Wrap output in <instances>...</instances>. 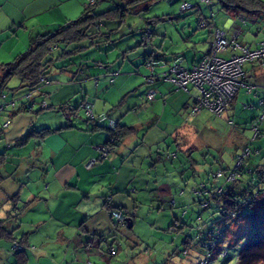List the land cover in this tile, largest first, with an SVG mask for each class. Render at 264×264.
Listing matches in <instances>:
<instances>
[{"label":"rangeland","instance_id":"rangeland-1","mask_svg":"<svg viewBox=\"0 0 264 264\" xmlns=\"http://www.w3.org/2000/svg\"><path fill=\"white\" fill-rule=\"evenodd\" d=\"M183 2L195 5L196 9L182 13L180 8ZM113 7L109 0H99L94 12L101 14ZM139 9L142 10L138 14H129L124 21L99 22L97 25L100 27H91L83 41L59 45L47 58L52 60L47 69V79L52 86L83 84L84 89L92 95L89 100L96 101L94 112L97 115L111 112V118L115 121L136 128V133L128 138L132 151L135 150L129 161L136 163L137 169H132V187L125 193L130 200L127 202L129 212L126 214L125 211L124 216V219L133 216V228L118 225L116 215L112 224L113 237L109 238L114 255L109 253V244L105 242L99 250L97 241L92 251L83 248L81 257L73 248L70 249L69 259L78 264H201L205 261L201 241L208 227L214 226L220 243L207 257V264H238L241 251L253 239L260 241L259 245L264 244V183L255 181L253 186V191L259 193V199L252 209H258L263 220L252 226L248 225L247 220L218 225L222 221L218 206L214 202L210 209L203 210L196 192L208 180L215 184L223 182L225 177L214 180L211 173L228 167L233 169L247 147L253 152L247 159L248 164L254 167L264 160V137L252 141L253 132L246 124L251 111H240L241 104L252 101L259 118L258 99L245 94L244 88H241L236 101L239 109L235 116L232 115V106H229L222 117L203 110L197 116L188 118L182 99L166 98L163 101L161 98L162 94L169 97L178 92L189 96L186 91H178L162 82L149 86L146 76L150 71L145 69L143 63L144 57L150 53L166 56L186 53L191 57L193 46L206 50L209 28H198L200 14L208 17L214 13V21L219 28H224V24L232 19L240 34L239 41L254 48L264 41V15L228 12L216 0L209 6L202 4L201 0H182L175 4L168 0H153ZM82 12L74 14L72 21L77 20ZM149 30L154 35L149 43L143 42ZM14 44V41H6L3 56ZM29 47L30 44L24 46L25 50L21 53ZM78 47H82L83 51L71 56L63 55ZM220 56L229 58L231 52ZM12 61L14 58L2 60L0 64ZM168 68V65L159 66L156 71L163 72ZM109 72L119 73L114 82L107 76ZM18 80V77H13L4 89L8 98L18 99L25 92ZM151 89L160 92L155 101L147 98ZM65 90L72 91L71 88ZM189 90L193 102L196 90L192 87ZM81 95L79 88L74 96L79 99ZM78 99L74 100L72 107H77ZM38 107L39 103L34 109ZM52 114L58 116V113ZM80 116L72 118V122L78 125L86 118L84 110H80ZM231 121L234 125L229 123ZM260 127L264 134V121ZM256 151L259 153L256 154ZM240 179L246 183L251 176L245 174ZM2 210L4 212V202L0 196V216L3 215ZM45 230L54 233L52 225H47ZM14 233L20 237V231L15 230ZM187 238L189 245L185 244ZM13 241L19 240L0 239V264H17V257L12 252ZM49 247L50 244L47 250ZM257 248L264 254V246ZM225 250L227 256L219 257ZM56 252L55 258L61 262L67 251L58 247ZM258 264H264V261Z\"/></svg>","mask_w":264,"mask_h":264},{"label":"crops","instance_id":"crops-1","mask_svg":"<svg viewBox=\"0 0 264 264\" xmlns=\"http://www.w3.org/2000/svg\"><path fill=\"white\" fill-rule=\"evenodd\" d=\"M89 1L0 0V60L15 59L25 50L23 47L31 44L34 38L71 21L74 14L85 10ZM201 18H207L210 21L211 16L200 14L199 19ZM223 27L218 28L225 31L228 36L238 32L232 19H229ZM208 28L209 45L206 50L193 46L191 57L186 53L158 55L163 56L160 62L164 61L165 64L170 65L180 56L184 66L191 67L196 59L209 51L213 29L210 26L206 29ZM6 41H14L15 44L3 56L2 51ZM2 65L3 63L0 67ZM144 67L148 70L146 65ZM247 67V80L259 85L263 84L264 68H260L257 64H249ZM111 74H116L111 79L114 82L119 73L109 72L107 76L110 77ZM18 81L22 85V81ZM20 88H23L25 92L18 99L8 98L5 95L7 100H17L18 109L22 107L23 111L14 115L15 109H8L0 115V156H5V163L0 167L4 176V181L0 185V196L4 202V212L2 210L0 222L13 233V239L20 240L21 237L26 236L27 264H78L75 260L69 259V250L73 248L81 257L83 248L92 251L97 241H99V250L104 242L111 248L109 240L103 241L101 237L106 239L112 233L113 220L118 212L121 211L124 216H126L125 211L126 214L129 212L127 202L130 198L125 193L132 187L131 172L132 169H137V166L136 163L129 161L135 150L132 151L128 138L136 133V128L127 125L135 130L111 153L112 157L108 156L107 159L98 161L88 169L86 164L91 159L99 157L96 147L107 142L109 133L105 129L92 130L93 125L87 122L85 117L76 125L72 122L73 117H66L58 108L64 104L72 107L74 100L78 99V96L74 95L79 92V88L82 95L78 99L77 107L83 98L91 97V93L84 89L83 84L54 87L52 83H49L46 86L43 85L42 89H38L32 97L34 105L45 101L48 108L38 107L31 111L32 101L27 97L30 90L22 86ZM69 88L72 89L71 92L65 90ZM243 90L245 94L254 95L258 99L259 106V99L264 95L263 91L260 88L251 93H248L245 88ZM240 91L241 89L229 105L234 110L233 116L239 109V103L236 101ZM15 92L16 90L13 91ZM189 92H186L189 96L178 92L169 97L162 94L161 98L163 101L166 98L182 99L187 117L192 118L189 116L192 105ZM95 104L96 101H94V108ZM240 109V111H251L246 121L250 127L251 122L258 117L255 112L257 108L252 101H249L241 104ZM258 111L261 113L260 106ZM52 113H58V116ZM105 114L111 116V112ZM80 117L79 111L77 118ZM7 119L11 120V124L5 127ZM64 126L70 128L51 133L44 139L33 138L25 146L16 145L18 140L32 131L38 132L46 128L57 129ZM261 164H264V160ZM227 170H230V167L223 171ZM244 184L242 182L243 186ZM246 184H248L247 188H252L250 192H254L255 182L248 179ZM16 194H19L18 212L13 209L10 201V198ZM47 225L53 226L54 233L45 232ZM15 230L20 231V237L16 236ZM49 244L50 247L47 250ZM58 247L62 251H67L61 262L55 258Z\"/></svg>","mask_w":264,"mask_h":264},{"label":"trees","instance_id":"trees-1","mask_svg":"<svg viewBox=\"0 0 264 264\" xmlns=\"http://www.w3.org/2000/svg\"><path fill=\"white\" fill-rule=\"evenodd\" d=\"M114 7L104 13L96 14L94 12L95 7L98 5L99 0H96L94 5L86 6L85 10L82 12L81 16L74 21H68L66 24L59 26L55 30L47 33H43L34 38L30 44V47L24 53L19 54L14 61L10 63L3 64L0 67V99L2 95H5L4 89L6 88L8 82L13 77H18L22 81V87L29 88L30 91H38V89H42L44 83L41 82V77L47 78L48 66L52 63L51 59H47L51 54L54 48L59 47V45H71L75 43H79L83 41L86 37H88V31L91 27L97 25L101 21H124V19L129 14H138L140 12V6L145 4H150L153 0H109ZM224 10L236 11V12H247L250 14H263L264 15V0H216ZM148 8V7H147ZM145 8V9H147ZM195 9V5L194 8ZM100 25H97L99 28ZM154 33L152 32V37ZM151 37V39H152ZM151 41V40H150ZM146 42V41H143ZM83 51L82 47L75 48L73 51L66 52L63 55L71 56L73 54H77ZM153 58L154 61L160 62V59L163 56L154 55L152 53L147 54L144 57V65H146L147 60ZM164 62V61H161ZM30 93V92H29ZM91 97L83 98L81 100L80 105L78 107H71L68 104L61 105L58 110L62 112L66 117H79V111L81 110L80 106L82 102L89 101L92 104V109L94 112V102L89 100ZM6 99V95H5ZM7 100V99H6ZM2 102V100H0ZM48 108V107H47ZM46 109V108H43ZM26 110V108H25ZM22 110V107L13 112V114H17ZM85 113V112H84ZM95 115H97L94 112ZM106 115L109 119L111 116L109 114H100ZM257 119V118H256ZM255 119V120H256ZM87 122L93 125L92 130H106L109 133V138L104 145L106 147H112L114 149L111 153L115 151V149L119 146V144L125 139L127 136L131 135L134 132L133 127H128L127 125H122L120 122H117V128L115 130L107 129L106 126H99L90 119L86 117ZM114 120V119H113ZM264 121V120H263ZM262 121V122H263ZM261 122V123H262ZM252 123V122H251ZM261 123L259 124L261 126ZM106 124V123H105ZM104 124V125H105ZM261 137H257L255 140L261 139L264 137V134L261 130ZM64 128H70L69 126L59 127L57 129L46 128L41 131L35 132L32 131L24 136L22 139L16 142L17 146H25L29 140L33 138L44 139L51 133L60 132ZM251 129V127H250ZM98 145V146H100ZM256 154L259 151L255 152ZM99 154V153H98ZM253 154L251 150L250 156ZM110 155V154H109ZM108 158V157H107ZM106 158V159H107ZM5 163V156H0V167ZM247 168L250 169V172H246V169L240 173V176L234 182H218L215 184L207 181L204 184V188L199 186L197 191H200L201 194L198 195L200 197L199 204L203 210H208L211 208L212 204L215 202L216 206H218V212L220 213L222 221L218 223V225L225 224L230 222V224L234 222H241V220H247L248 225H258V221L261 219V215L258 209H252L255 206L259 199V193L250 192L252 188H247L246 185H242L243 175L247 174L251 176V180L253 182H261L264 183V164L251 166L250 164L245 163ZM214 173H211V178L216 180L213 177ZM4 180L0 170V183ZM254 186V185H253ZM246 187V188H244ZM244 188V189H240ZM222 189V190H220ZM239 190V191H238ZM204 193H207L206 195ZM197 195V194H196ZM241 196V198H240ZM10 201L13 204V209L15 211H19L17 208V203L19 201V194H16L10 198ZM207 201V207H202L203 203ZM206 203V202H205ZM202 219V215L200 217ZM247 223V222H245ZM243 223V224H245ZM132 224V228L134 226V218L133 216H128L125 219V224L128 228V225ZM231 224V225H232ZM217 225V226H218ZM131 228V229H132ZM112 234V233H111ZM106 237H101L103 241L109 240L112 235ZM113 237V236H112ZM0 239H6L8 241L13 240V233L8 231L6 227L0 222ZM20 243L24 246V251L16 254L17 264H27L28 262V244L26 242V236L21 238ZM213 242H216V245L220 243L218 238V233L214 226H209L208 231L206 233L205 238L201 241L200 247L204 251L205 261L201 264H207V257L211 256L212 252L215 250V245L213 246ZM186 245H189V238H187ZM260 244V241L253 239L248 245L245 246L244 250L241 251L239 256L238 264H258L259 262L264 261V254L257 247L260 246L263 248L264 244ZM258 245V246H257ZM112 244L110 245V252L112 249ZM207 250H206V249ZM226 254L223 256L221 252L219 257L225 258ZM186 255V251L184 252Z\"/></svg>","mask_w":264,"mask_h":264},{"label":"built area","instance_id":"built-area-1","mask_svg":"<svg viewBox=\"0 0 264 264\" xmlns=\"http://www.w3.org/2000/svg\"><path fill=\"white\" fill-rule=\"evenodd\" d=\"M169 3L174 2V0H168ZM182 0H178L180 2ZM213 0H201V3L209 6ZM96 0H90L89 4L94 5ZM194 5L183 2L181 5V12H186L192 10ZM215 14L211 13L210 21L207 18H201L198 22V28L201 30L211 27L213 29V37L210 43L209 51L196 59L191 67H186L183 64L182 57L176 58L172 64L168 65L169 68L163 72H157L159 66L167 65L165 62L154 61L150 58L146 62V67L150 71L149 75L146 76V83L149 86L155 83H168L176 90H184L189 92V88L192 87L196 90V96L193 98L192 105L189 110V116L195 117L203 110H208L213 115L217 117H222L224 113L229 108L231 101L234 99L236 94L241 88H245L248 93L256 91L260 88L264 93V83L256 84L247 80V70L245 66L249 64H257L260 68H264V41L257 44L256 47H249L243 45L239 39V32H234V34L228 36L225 31L219 29L214 21ZM152 37V31H147L144 35V41L150 42ZM227 51L231 52L229 58H223L220 55L225 54ZM116 74H111V79L114 78ZM41 82L44 84H49L47 78L41 77ZM35 91L28 94V99L32 101V97ZM159 92L156 89H151L147 93V98L149 101H155ZM0 101V115L8 109H17L19 103L17 100H6L5 95L1 96ZM40 107L47 108V103L42 101ZM34 103L30 105V110L34 108ZM259 106L261 108V115L259 118L254 120L251 124V130L253 132L252 140L257 137H261V131L259 124L264 120V95L259 99ZM81 110H84L85 115L88 119L93 121V123L99 126H106L107 129L115 130L117 128V122L113 119H109L106 115H95L92 109V104L88 100L82 102L80 106ZM106 123V124H105ZM234 125L233 122H229ZM11 124V120L7 119L5 127ZM105 124V125H104ZM99 153L98 158L91 159L86 167L92 168L100 160L106 159L109 154L114 150L112 147H106L100 145L96 147ZM251 150L246 148L242 155L238 157L237 163L233 169L228 172L219 171L213 174V177L220 179L225 177V181L234 182L240 176V173L246 169V172H250V169L245 165L247 159L250 157ZM204 188V184H201ZM222 190V189H220ZM197 195L201 192L197 191ZM205 195L207 193H204ZM206 202V203H205ZM202 207H207V201H205ZM117 224H122L124 226L125 219L123 213L120 211L117 214ZM216 242H213V246ZM24 246L20 241L12 242V252L16 255L24 251ZM206 249V248H205ZM207 250V249H206ZM111 254H115L113 248L111 249ZM226 252H223L224 256ZM88 264H92L89 262Z\"/></svg>","mask_w":264,"mask_h":264},{"label":"water","instance_id":"water-1","mask_svg":"<svg viewBox=\"0 0 264 264\" xmlns=\"http://www.w3.org/2000/svg\"><path fill=\"white\" fill-rule=\"evenodd\" d=\"M177 2H178V0H174V2H172L171 4H175ZM128 228L131 229L132 228V224L128 225Z\"/></svg>","mask_w":264,"mask_h":264}]
</instances>
